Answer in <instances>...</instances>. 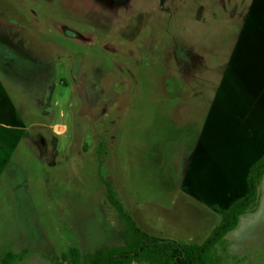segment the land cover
<instances>
[{
    "label": "rangeland",
    "instance_id": "obj_1",
    "mask_svg": "<svg viewBox=\"0 0 264 264\" xmlns=\"http://www.w3.org/2000/svg\"><path fill=\"white\" fill-rule=\"evenodd\" d=\"M264 153V0H0V259L200 243ZM257 207L213 264H264ZM145 264V263H142Z\"/></svg>",
    "mask_w": 264,
    "mask_h": 264
},
{
    "label": "trees",
    "instance_id": "obj_2",
    "mask_svg": "<svg viewBox=\"0 0 264 264\" xmlns=\"http://www.w3.org/2000/svg\"><path fill=\"white\" fill-rule=\"evenodd\" d=\"M263 180L264 153L247 169L245 194L219 211L218 223L202 242L185 243L143 231L116 197L112 183L100 177L106 201L123 224L119 232L121 244L104 246L85 254L70 247L59 257H52L51 264H213L216 246L237 227L241 216L257 207L258 187ZM22 259V253L6 252L0 264H13Z\"/></svg>",
    "mask_w": 264,
    "mask_h": 264
},
{
    "label": "crops",
    "instance_id": "obj_3",
    "mask_svg": "<svg viewBox=\"0 0 264 264\" xmlns=\"http://www.w3.org/2000/svg\"><path fill=\"white\" fill-rule=\"evenodd\" d=\"M246 187V186H245ZM224 210V209H223Z\"/></svg>",
    "mask_w": 264,
    "mask_h": 264
}]
</instances>
